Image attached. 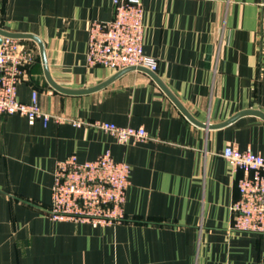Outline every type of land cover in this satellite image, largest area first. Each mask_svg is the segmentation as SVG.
<instances>
[{
	"label": "crops",
	"instance_id": "1",
	"mask_svg": "<svg viewBox=\"0 0 264 264\" xmlns=\"http://www.w3.org/2000/svg\"><path fill=\"white\" fill-rule=\"evenodd\" d=\"M155 73L87 65L89 25L113 0H0V28L36 53L20 101L52 115H0V264H264V234L233 229L238 178L226 146L264 157L263 0H142ZM74 120L144 127L119 143ZM105 150L130 164L125 220L48 216L57 163Z\"/></svg>",
	"mask_w": 264,
	"mask_h": 264
},
{
	"label": "built area",
	"instance_id": "2",
	"mask_svg": "<svg viewBox=\"0 0 264 264\" xmlns=\"http://www.w3.org/2000/svg\"><path fill=\"white\" fill-rule=\"evenodd\" d=\"M113 7L111 19L90 21L87 65L116 72L138 69L155 73L157 62L144 51L143 1L113 0ZM261 8L264 15V0ZM36 58L22 37L0 32V115L17 113L31 124L37 120L47 124L51 119L52 115L42 109L37 91H33L30 103L17 97V87L29 79ZM73 123L97 126L113 134L121 144L150 138L144 127H125L102 120ZM222 155L234 171H244L237 184L240 196L231 207L233 229L264 234V157L250 148L240 150L231 145L224 148ZM130 173V164L116 160L110 150L94 160L80 161L75 154L68 156L57 163L48 216L95 226L123 222Z\"/></svg>",
	"mask_w": 264,
	"mask_h": 264
},
{
	"label": "water",
	"instance_id": "3",
	"mask_svg": "<svg viewBox=\"0 0 264 264\" xmlns=\"http://www.w3.org/2000/svg\"><path fill=\"white\" fill-rule=\"evenodd\" d=\"M0 32H1L2 34H5V35H11V36H14V37H31V38H34V39H36V40H39V38H37V36H35V35H33V34H14V33L6 32L5 30H3V29H1V28H0ZM129 70H130V69H129ZM125 71H127V70H125ZM125 71H122V72H120V73H123V72H125ZM146 71H148V70H146Z\"/></svg>",
	"mask_w": 264,
	"mask_h": 264
}]
</instances>
